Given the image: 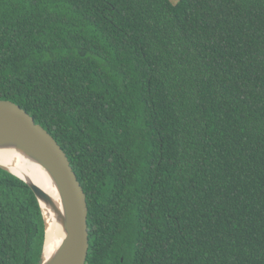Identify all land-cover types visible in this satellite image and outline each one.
Wrapping results in <instances>:
<instances>
[{"label": "trees", "instance_id": "obj_1", "mask_svg": "<svg viewBox=\"0 0 264 264\" xmlns=\"http://www.w3.org/2000/svg\"><path fill=\"white\" fill-rule=\"evenodd\" d=\"M0 100L66 154L85 264H264V0H0ZM43 241L0 169V264Z\"/></svg>", "mask_w": 264, "mask_h": 264}, {"label": "water", "instance_id": "obj_2", "mask_svg": "<svg viewBox=\"0 0 264 264\" xmlns=\"http://www.w3.org/2000/svg\"><path fill=\"white\" fill-rule=\"evenodd\" d=\"M10 152L35 161L55 192L52 198L26 172L0 162V169L26 184L39 204L44 241L38 264H85L89 249L86 197L66 154L22 108L0 100V153ZM46 246L52 248L49 255Z\"/></svg>", "mask_w": 264, "mask_h": 264}, {"label": "bare ground", "instance_id": "obj_3", "mask_svg": "<svg viewBox=\"0 0 264 264\" xmlns=\"http://www.w3.org/2000/svg\"><path fill=\"white\" fill-rule=\"evenodd\" d=\"M1 161L4 163L7 162V165L18 167L22 171L26 172L46 193H48L52 198H55V192L50 184L49 179L47 178V175L35 161L23 155H17L15 152L4 154L0 153V162ZM43 207L48 211V213L52 214L48 208H46L44 205ZM49 219L51 221V218ZM45 250L46 255H49L52 251V248L46 246Z\"/></svg>", "mask_w": 264, "mask_h": 264}]
</instances>
